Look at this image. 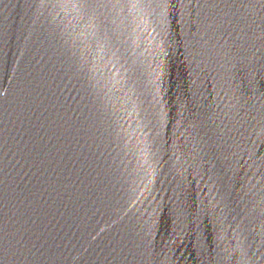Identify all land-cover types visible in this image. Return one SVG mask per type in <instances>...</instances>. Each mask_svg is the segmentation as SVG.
I'll use <instances>...</instances> for the list:
<instances>
[{"label":"water","instance_id":"1","mask_svg":"<svg viewBox=\"0 0 264 264\" xmlns=\"http://www.w3.org/2000/svg\"><path fill=\"white\" fill-rule=\"evenodd\" d=\"M0 264H264V0H0Z\"/></svg>","mask_w":264,"mask_h":264}]
</instances>
